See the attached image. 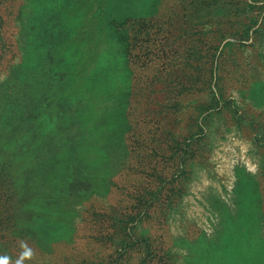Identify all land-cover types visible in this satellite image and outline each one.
<instances>
[{
  "label": "rangeland",
  "instance_id": "rangeland-1",
  "mask_svg": "<svg viewBox=\"0 0 264 264\" xmlns=\"http://www.w3.org/2000/svg\"><path fill=\"white\" fill-rule=\"evenodd\" d=\"M195 1L0 0V237L73 147L91 186L62 198L63 216L89 240L87 264H222L224 243L264 264V104L250 92L264 84V0H211L203 27L186 17ZM220 41L210 91L186 105L181 63H202L187 48ZM126 100L128 118L107 122Z\"/></svg>",
  "mask_w": 264,
  "mask_h": 264
},
{
  "label": "trees",
  "instance_id": "trees-1",
  "mask_svg": "<svg viewBox=\"0 0 264 264\" xmlns=\"http://www.w3.org/2000/svg\"><path fill=\"white\" fill-rule=\"evenodd\" d=\"M119 1V0H117ZM127 5H132L135 0H122ZM211 0H196V7L199 5L201 8L195 11L188 12L189 21H196L197 26H207L211 25L214 18L212 17V12L209 9V3ZM165 2V1H164ZM156 7V6H155ZM151 8V12H158V8ZM162 10V9H161ZM214 13V12H213ZM226 15V12H219L218 17ZM193 18V19H191ZM191 25V22H189ZM189 37V36H187ZM64 38V35H63ZM71 43V42H70ZM222 41L219 44H214L213 42H207L204 48H199V50H194L190 47L188 50H193L192 53L197 52L199 54V58L202 60L201 65H194L192 63V59L190 57L183 60L181 63V67L184 68L185 74L184 76L179 75V79H181V83H183L185 88V96L183 103L186 105L193 104L194 99L191 98L194 96V93H197L199 96V100L195 105L198 109L201 103L202 93L205 91H210L211 84L213 83V75L214 71L218 70L220 66H216V50L219 49ZM70 45V44H69ZM74 49H77V44H71ZM70 45V46H71ZM69 46V47H70ZM79 48V47H78ZM190 53V54H192ZM195 54V53H194ZM214 57V58H213ZM72 57H64L62 60L72 61L70 60ZM60 62V61H59ZM170 62V60H169ZM173 63V60H171ZM218 63V62H217ZM168 64V63H167ZM169 65V64H168ZM171 66V65H170ZM197 66V67H196ZM193 68H199V78L195 77L189 70ZM188 70V71H187ZM220 70V69H219ZM217 75V74H216ZM219 77V76H218ZM68 81V79H63V82ZM200 82V84H196ZM193 83V84H192ZM224 85V83H223ZM262 89L264 92V84L261 82H255L250 88L251 93H255V101L261 105L264 104V95L260 94V90ZM191 91H194L191 92ZM191 95L189 98L188 96ZM98 97L96 99L98 100ZM132 101V100H131ZM131 101L127 102H118L115 107L110 111L109 117H107V122H109V118L116 120L117 115L123 113V119L128 118L126 114L127 107L131 106ZM116 132H110L109 139L113 141L115 138ZM187 139V138H186ZM86 142V141H85ZM186 142V140H185ZM61 156V155H60ZM54 157L65 159L63 156H67L68 159H65L63 162L57 163L62 167L63 171L66 169L68 172L63 173V175L59 178L57 184H53L52 181L47 182L46 176L43 175L41 181L43 184H38L39 187L44 189V192L37 196V201L34 202V207L30 211H24L19 216V223H15L14 221L8 222V217L3 219V224L5 225L4 232L9 231L13 234L11 238H6L4 235L0 237V243L3 247L7 248V254L0 258V264L6 260L7 264H46L43 262L44 260H48V264H60L65 259H73L83 261L85 260V264L89 263L90 258L88 251L82 249L84 244H87L89 240L85 241V239L81 240V228L79 231V227L72 222V220H66L63 216L69 212L68 205L62 202V198H70L73 194V188L75 189V193L77 194L79 191L77 186H91L87 184L83 178L79 180L75 179V172H79L80 175L82 171V164L80 160L76 157L77 154L74 151L73 147H71L68 151L62 154L61 157ZM59 161V160H58ZM57 161V162H58ZM73 169V173H69ZM86 183V184H84ZM38 188L35 189V193L37 194ZM35 194V195H36ZM82 194V190L80 192ZM38 195V194H37ZM76 207V204H74ZM68 211V212H67ZM241 212L238 213V218L241 222L242 217H240ZM64 217V218H63ZM57 231V235H61L63 237L64 233L71 232L75 230L76 236L71 242L65 243L63 245L60 240L57 239V235H55L54 231ZM18 234V236H17ZM61 246L62 249L60 252H57L56 248ZM64 247V248H63ZM221 249H225V256L220 261L222 264H262L261 258L258 257L256 253H252L246 247L240 246H232L228 249V246H225V243L221 245ZM56 256L59 259L57 262L55 259H48V256ZM212 256H214L212 254ZM53 261V262H52ZM217 257L207 261V264H218ZM94 264H107L105 260L98 258V261H95Z\"/></svg>",
  "mask_w": 264,
  "mask_h": 264
},
{
  "label": "clouds",
  "instance_id": "clouds-1",
  "mask_svg": "<svg viewBox=\"0 0 264 264\" xmlns=\"http://www.w3.org/2000/svg\"><path fill=\"white\" fill-rule=\"evenodd\" d=\"M3 264H7L6 260L3 262Z\"/></svg>",
  "mask_w": 264,
  "mask_h": 264
}]
</instances>
